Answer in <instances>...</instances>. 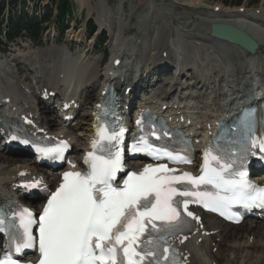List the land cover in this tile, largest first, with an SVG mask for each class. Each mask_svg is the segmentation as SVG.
Segmentation results:
<instances>
[{"label":"snow or ice","instance_id":"1","mask_svg":"<svg viewBox=\"0 0 264 264\" xmlns=\"http://www.w3.org/2000/svg\"><path fill=\"white\" fill-rule=\"evenodd\" d=\"M251 115L247 114L241 121V130L245 133L252 132L253 121L248 118ZM123 131L121 128L120 133L113 130L108 134L106 128H98L99 139L93 141L94 151L85 160L89 170L83 174L64 173V183L50 195L39 216L38 264H143L149 256L154 258L155 264H159L157 251L162 247L160 240L181 231V225L186 223L180 206L183 205V215L197 219L192 212L187 211L189 201L176 197H194L195 202H202L213 211H221V215H224L223 209L231 204H241L246 208L264 206V190L250 184L244 171L229 173V176L238 175L239 179L226 178L222 173L226 167L231 166L226 164H220L219 170L211 168L199 177H192L188 173L176 175V170L169 169L167 165H149L139 174L127 172L124 186L117 187L114 181L117 180V174L124 171V163L122 153L113 152L112 149L120 143L117 137ZM101 140L109 143L97 153V145ZM61 145L41 151L45 155L51 152L59 154L67 147L63 142ZM130 151H146L154 158L166 155L173 162H187V157L153 149L147 141L134 144ZM261 151H264V143L261 144ZM208 155L210 153H206V157ZM58 158L63 159L62 156ZM211 158L218 162L220 159L218 155ZM207 163L206 158L205 164ZM185 183L190 184L193 189L207 184L218 191L190 190L183 186ZM19 216L23 231L12 237L17 253L36 246V239L32 234V225L36 223L33 214L28 209H23ZM157 220L163 223L158 226ZM5 223L0 218V226ZM148 225H151V231L141 241ZM0 231H4V228L0 227ZM153 232L161 235L153 238ZM168 251L167 247L163 248L165 254ZM164 258L167 259V256ZM3 264L20 262L8 256ZM149 264H153V261H149Z\"/></svg>","mask_w":264,"mask_h":264},{"label":"bare ground","instance_id":"2","mask_svg":"<svg viewBox=\"0 0 264 264\" xmlns=\"http://www.w3.org/2000/svg\"><path fill=\"white\" fill-rule=\"evenodd\" d=\"M77 1H79L82 5L86 7H91L90 0ZM181 1L185 2L183 5L186 6L189 4L195 5L194 7L197 8L195 9L196 12L198 11V9L200 10V0ZM263 13V5L256 9L254 13L243 9H237L234 11H221L220 8H216L213 9L214 15H205V21L200 20L198 17L196 18V13H192L188 18V21L191 22L182 24V27L179 29V31L176 32V36L172 37V41L170 44L172 50L170 49V51L168 52V58L170 60L174 59L176 62H180L181 66L184 68L187 67V65L190 63L189 65H192V69H195V65L196 63H198L197 55L199 53L203 55L205 62L208 61L207 69L203 70V80L201 79L200 81H198L199 83L197 87H193L191 91L186 90V92L184 93V96H192L194 100L189 103L182 102V104L177 105V107L183 106L184 110L187 109L184 113H188L194 116V120L196 121L197 126L205 127L206 125L211 123H213V125H216V118L224 116V113L222 112L223 105H221L223 101L220 100L219 103L221 104H218V101L216 100L212 101V103L214 104V109H211L207 112L202 111L201 105L203 103L200 102V95L201 92L204 91L205 84L200 87L201 83L203 81H210L209 79L212 76L215 80L217 79L225 81V75L222 67H224L225 70L230 66L234 67L238 64L236 61L233 60L230 63H224L222 56L219 54V51L217 50L218 52L216 53V51L212 49L211 46L214 47L215 45L216 47V43H218V46H220L221 48L228 47L234 50L231 51L232 53L237 52L235 51V48L241 50L237 47L230 46L223 42H219L212 39L209 36L210 26L215 23L227 24L245 32L259 45V51L256 55H249L241 51V53H243L245 57H247V60H244V62H242L241 64L248 66L257 62L260 65L264 64V19L262 18ZM108 16L109 15L107 13L104 14V9H102L98 13V19L101 20L103 24L106 23V21L108 20ZM130 18L131 20H133L132 16ZM110 20L115 19L114 17L112 18V16H110ZM185 20L186 19H182V22ZM122 25H115V35L113 37L114 42L112 46V53L114 56L111 59V65H113L117 60L135 62L137 55V53L135 52L138 49L137 46L140 45V43L142 48L145 50L147 57L139 62L138 67L136 68L138 72L144 71L146 66L151 67L153 65L156 68V66H161L162 63H164L165 65L167 64V61L163 59V53L167 51L165 48V45H167L165 39L159 38L158 40L154 39L152 42H143L140 38H135L137 35L135 37H133L132 35L126 36V31L122 28ZM155 32V28H151L149 31V33ZM190 48L191 50H193V52H196L195 56L192 55L194 53L189 54ZM91 50H88L86 48L84 50L81 49L78 54L71 57L68 56L64 50L60 49L59 51H51L49 54L46 53L37 58L33 57L32 60L34 62H37L35 63V65H41L45 64L46 61L49 62V60L52 58H58L62 64L71 63L74 65L76 62V67L86 69V66H88V63L90 61L86 60L87 56L84 55H88L89 53H91ZM159 51L162 52L159 54ZM159 55H161L160 58ZM216 59L219 60L216 61ZM20 63H22V61H20ZM100 63L101 61H98L95 64V67L98 66ZM42 69H44V67H42ZM53 70L55 69L46 71V74L51 73L56 75L57 73ZM159 71L162 72L164 70L160 69ZM196 71H198V68H196ZM10 72L12 73V81L6 80V82H4V89L9 93L11 102L15 104L18 109L26 110L28 116L30 114H35V112H39V122H41L42 129L48 130L49 132L50 130L58 131L60 132V134H64L65 137H71L73 141L78 144L76 147H79V145L83 144L81 137H83L84 135L83 133L75 134L76 131L74 130L82 128L80 129L82 132L87 131L85 133L87 135L89 134V136H92L94 106L98 102L103 90V85L102 82H100L99 80V75H97L94 70L89 72L87 79L84 81V84L87 87V90L95 89L98 87V85L99 88L95 89L97 90L96 94L85 96L86 100L82 102V105L85 107L86 110L82 113L79 121H75V124H77L76 126L74 124H69L66 126L62 124L59 118L56 117L46 118L44 111L46 108L45 106H43V109L41 108V110L39 107L36 108L37 103L34 100H37V97L35 96L40 97L42 94H48V92H44L45 88L49 92H57V85L53 86L52 88L49 84H46V81L42 78L40 80H37V82L33 80L35 85L40 86L42 90H39L38 93L32 92L31 95L28 96L25 93V90H27V86L25 85V83H22L23 81L21 82L16 78L17 74L14 72V70L10 69ZM156 73L159 72L156 70ZM60 74L61 73H59L57 77H60ZM31 75L32 72L29 71V74L27 78H25V81H27V79H30ZM181 75L183 74L176 73L172 77V81L167 83L164 90V94L160 95L157 98L155 97L151 99V104L157 110H160L164 105H167L164 102L162 104L160 103L164 101L166 96L169 95V93H171L175 88L176 90L178 89V81L181 78ZM189 75H191L192 77L191 80L195 79L192 73H189ZM50 81L51 78H48V82ZM186 83L188 84V80H186ZM190 84H194L195 86V84L197 83L190 81ZM69 86H71V83L69 84ZM126 88L127 87L123 89V92L126 90ZM209 90L210 88H208V91ZM213 104H209L208 108L212 107ZM217 109H221V112L218 113ZM35 128L36 127L31 126V129ZM37 128L38 129H35L34 131H39V133H42L39 130V127ZM76 136H79L80 139ZM9 152H11L10 148L5 147V145H0V201L3 202H6L8 198V191L14 189L16 183L21 180L20 176L22 173H31L37 169L31 160L27 159L23 161L19 158L7 156ZM74 159L79 160V155L76 154L74 156ZM52 177H54V175H52ZM48 182L50 183L52 181L49 180ZM204 224L205 226H203L201 229L198 228L199 230L195 233L196 239L194 240V242L192 244H187L183 246V250H185V256L187 257L188 264H223V262H226L225 257L226 253L228 252H230L231 254L233 253L232 259L228 261V264H236V262L240 260H242V264H250V262H252L251 260L253 259L251 258L252 254L253 256L256 255V257L258 258L257 261L254 262V264H264V222L250 220L248 223H246V226L243 229V234L241 235L244 239V241L242 242L239 241L240 238L238 237V234L235 231L240 230L241 227H244L243 225L231 226L228 224H224L217 218H214L209 215L205 216ZM196 247H200V249H202L200 253L196 252ZM243 256H245L244 260Z\"/></svg>","mask_w":264,"mask_h":264},{"label":"rangeland","instance_id":"3","mask_svg":"<svg viewBox=\"0 0 264 264\" xmlns=\"http://www.w3.org/2000/svg\"><path fill=\"white\" fill-rule=\"evenodd\" d=\"M72 1L74 2V4L76 6H74L75 7L74 15L71 16V18H69V20H71L70 25H69V31L66 33L64 40H68L72 35H75L76 37L79 38L78 40H76V42L78 44H81L83 46L86 45V47H82L83 50L85 48L88 50H91V49L93 50V48H91V46H90L91 43L86 41L84 37L88 33V29H87L88 20L90 22L91 21L94 22V21H97V18H98V15L90 16L92 9L94 10V13H96L100 9V5H98V3L102 4V2L100 0H90V6L91 7L89 8V7L82 5L77 0L76 1L79 3H77L75 0H72ZM103 1L107 2V4H105V5L108 7V9H107V12L104 9V14L108 13V15H109V19H108L109 24L108 25L110 26L111 29L115 28L114 24H116V23L120 24V25L123 24L122 28L125 29L126 36L132 35L133 37H135L137 35L135 38H140L143 42H152L154 39L158 40L159 38H162V39H165V42L167 43V45H165L166 46L165 48H171L170 44L172 41V37L176 36V32L179 31V29L182 27V24H184V23L186 24L188 22H191V21H188V18L192 13H196V18L198 17L200 20L205 21L206 20L205 15H212L214 8H218V9L220 8L221 11L222 10L223 11H234L237 9H243V10H248V11H251L254 13V11L256 9H258L260 6H262V5L264 6V0H202V1L200 0V3H199L200 4V6H199L200 10L198 9V11L196 12L195 9H197V8L194 7L195 5H193V4H191L192 6L190 4L187 6L183 5L185 2H183L181 0H153V1H148V0H103ZM238 2H240L239 5L237 4ZM22 4H23L22 7L20 4V5H18L17 8L14 9L13 14H15V13L19 14L22 12V9H23L24 11H26L25 13H27L28 15H30L32 17L41 16L46 12L45 8L47 6L52 7L51 6L52 4L49 1L47 2L45 0L42 2H39V3L36 1L30 2L29 0H23ZM235 5H236V7H234ZM238 6H240V7H238ZM110 16H112V18L114 17L115 20H110ZM131 16L133 17V20H131V18H130ZM262 18L264 19V13H263ZM182 19H186V20L182 22ZM151 28L152 29L155 28L156 32L155 33H149ZM57 31H58V29L56 28V26H54V23H52V20H51L50 24L46 25V29H44L40 32V36L43 39V43L41 45V48L45 47L44 42H46V41L51 42L55 38ZM127 31H128V33H127ZM110 34H111L110 32L106 34V38H107L106 45L103 47H97L98 52L95 55L89 54L90 57H94V59H98L102 56L103 51L106 50V51H109L110 53H111V51H113V48H112L113 44L112 43L114 41L112 39H110V37H109ZM30 37H31L30 34L27 33V34H25V37L23 39H20V40H18V42L15 43V44H17V43L21 42L23 44L22 48L25 50L26 55H34L37 52V50H36L37 44L29 41ZM111 41H112V43H111ZM50 46L53 47L52 44H49V46L45 47V49L49 48ZM218 47H219L218 45H216V47H215V45H214V47L211 46V48L214 49L216 52H217ZM10 48L13 50V47H10ZM140 48H142V47H138V49L136 50L135 53H137V55L144 54V59H145L147 57V54L145 53L144 49H140ZM92 50H91V52H92ZM189 50H190V53H189V51H188V53L189 54L194 53L192 55L195 56L196 52H193V50H191V48ZM169 51H170V49H169ZM169 51H167V52H169ZM111 54H113V53H111ZM72 56H74V55H72ZM197 56H198L197 60L200 59L199 64L203 63V61L200 58V57H202V54L199 53ZM159 58H160V56H159ZM144 59H142V60H144ZM108 62H110V61H108ZM46 63H47V61L45 62V64ZM203 67H204V65L201 64V69ZM191 68H192V65H191ZM196 68H197V66H195V70H196ZM188 75H189V73L187 74V77H188ZM180 80L182 82V78H180L179 81ZM170 81H172V80H170ZM98 88H99V85L95 89H98ZM208 95H209V93H207V95L204 97L207 98ZM93 97H94V95H93ZM74 125H77V124H74ZM84 127H86V126H84ZM80 129H82V128H79V130ZM77 130H74V131H77ZM83 131H85V130H83ZM85 132H87V131H85ZM83 135H84V133H83ZM77 138L80 139L79 136ZM82 140H83V138H82ZM10 156L17 157V154H11ZM245 226L241 227L240 230L235 231L238 234V237L240 238V240H239L240 242L244 241V239L241 235L243 234V229L245 228ZM232 254L230 252L226 253V257H225L226 262H223V264L229 263L228 261H230V259H232ZM244 258H245V256H243V260H244ZM251 258H253V259L251 260L252 262H250V264H254V262H256L258 259L256 257V255L253 256V254L251 255ZM236 264H242V260L236 262Z\"/></svg>","mask_w":264,"mask_h":264},{"label":"water","instance_id":"4","mask_svg":"<svg viewBox=\"0 0 264 264\" xmlns=\"http://www.w3.org/2000/svg\"><path fill=\"white\" fill-rule=\"evenodd\" d=\"M210 36L219 41L236 45L246 52L255 54L259 45L245 32L227 24H213L210 27Z\"/></svg>","mask_w":264,"mask_h":264},{"label":"trees","instance_id":"5","mask_svg":"<svg viewBox=\"0 0 264 264\" xmlns=\"http://www.w3.org/2000/svg\"><path fill=\"white\" fill-rule=\"evenodd\" d=\"M16 1V0H13ZM241 2V1H240ZM240 2L237 4L239 5ZM4 8V5L0 3V14ZM71 13L70 5L68 3V0H61L59 5V19H63L67 14Z\"/></svg>","mask_w":264,"mask_h":264}]
</instances>
